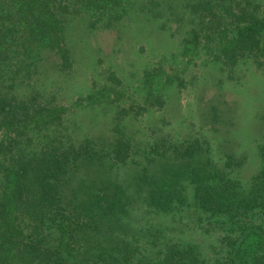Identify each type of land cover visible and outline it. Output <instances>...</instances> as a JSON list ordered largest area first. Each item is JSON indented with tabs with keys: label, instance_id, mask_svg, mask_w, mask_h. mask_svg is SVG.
Instances as JSON below:
<instances>
[{
	"label": "trees",
	"instance_id": "16d2710c",
	"mask_svg": "<svg viewBox=\"0 0 264 264\" xmlns=\"http://www.w3.org/2000/svg\"><path fill=\"white\" fill-rule=\"evenodd\" d=\"M136 1L145 0H0V264H264L263 147L246 185L229 175L230 159H198L208 147L196 142L154 145L155 157L136 169L139 182H125L118 172L133 148L118 124L110 138L78 139L62 129L66 106L37 99L38 91L16 93L39 69L42 49L58 56L60 69L71 66L70 14L84 9L91 23L108 24ZM251 3L191 4L195 12H217L208 25L219 44L211 52L228 65L252 52L264 61V15ZM159 4L149 1L151 8ZM81 164L92 187L83 184ZM179 213L214 235L212 254L173 236L171 224L181 219L167 224L164 217Z\"/></svg>",
	"mask_w": 264,
	"mask_h": 264
},
{
	"label": "rangeland",
	"instance_id": "374dc122",
	"mask_svg": "<svg viewBox=\"0 0 264 264\" xmlns=\"http://www.w3.org/2000/svg\"><path fill=\"white\" fill-rule=\"evenodd\" d=\"M149 1H136L127 15L108 24L91 23L84 9L70 14L66 40L71 66L60 69L58 56L42 49L39 69L33 79L18 83L16 93L38 91L37 99L66 106L62 129L78 139L110 138L118 124L119 135L129 137L133 148L118 172L125 182H139L136 169L155 157L154 145L168 150L196 142L208 147L196 154L198 159L219 165L230 159L229 175L246 185L264 148V61L259 64L262 58L255 52L233 65L216 59L211 49L219 45L218 37L210 26L217 12H195L191 4L197 0H159L153 8ZM251 4L264 15V0ZM99 92L92 100L86 98ZM190 162L186 158L184 167L190 168ZM84 165L83 184L92 187L95 181L87 180ZM173 168L182 169L177 164ZM185 178L189 189L190 179ZM135 218L141 220L138 213ZM164 218L167 224L181 219L171 224L173 236L212 254L217 241L197 226L196 217L179 213Z\"/></svg>",
	"mask_w": 264,
	"mask_h": 264
}]
</instances>
